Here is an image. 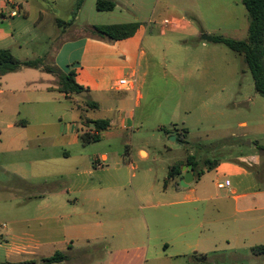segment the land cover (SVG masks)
I'll return each mask as SVG.
<instances>
[{
    "label": "rangeland",
    "instance_id": "rangeland-1",
    "mask_svg": "<svg viewBox=\"0 0 264 264\" xmlns=\"http://www.w3.org/2000/svg\"><path fill=\"white\" fill-rule=\"evenodd\" d=\"M107 1L115 4L113 11H97L96 0H83L78 10V0H17L22 7L20 16L0 18V49L9 50L19 61L40 59L49 69H54L52 57L63 40L93 33L92 27L86 29V25L137 24L147 29L144 48L153 51L147 61L148 75L140 88L141 100L135 106L131 99L128 107L134 114L132 128L117 137L114 131L117 125L113 124L99 142L80 144L70 151L67 161L63 160L66 165L61 167L55 161L57 164L47 173L52 177L48 175L46 181L34 180L35 184H29L28 188L12 176L10 164L24 163L27 174L33 176L35 171L29 162L33 154L42 157L49 151L54 159L62 156L64 149L58 147V141L67 126L74 124L71 115L76 113L58 91L46 89L53 80L52 74L21 67L0 77V238L5 237L13 222H30L39 214L38 206L43 203L31 198L32 194L69 186L70 183L63 184L65 171H69L72 179L85 172V177L80 179L87 180L91 186L118 178L129 193L131 185L135 190L138 187L147 191V182L154 185L153 191L161 192L169 169L189 156L199 162V171L208 168L205 160L215 168L221 166V177L227 176L233 161L257 157L263 170L260 184L264 189V151L260 149L264 147V99L255 92L242 56L221 44L201 41L202 35L237 41L247 39L248 15L241 0ZM164 19H183L188 26L185 30L167 28L161 33ZM56 20H73V24L59 28ZM57 80L56 77V84ZM79 95H74L75 99L84 103ZM88 113L91 119L115 120L117 109L111 103ZM20 119L30 123L27 129H6L7 124ZM176 128L178 132L187 130L184 138L187 145L176 142ZM13 139H17L20 152L9 150ZM140 150L147 153L146 158L140 156ZM19 155L31 158L17 161ZM102 155L109 159L100 162L102 167L97 168L95 160ZM224 182V179L218 181L225 185ZM216 183L215 174L205 172L198 186L191 184L198 191L193 198L225 195L227 188L219 190ZM68 199L72 201L74 196L69 195ZM79 204L89 208L85 201ZM111 207L104 211L93 206L89 210L92 221L105 222L108 213L121 207L140 214L132 197L121 207L116 201ZM192 210L196 217V237L212 240L209 248L215 252L210 259H196L191 255V258L156 259L148 264H264L260 258L255 260L242 240L224 239L228 234L237 233L238 225L250 217L248 213L238 212L232 200L204 201L193 204ZM186 222L189 224V217ZM30 224L33 228V222ZM199 224H202L200 228ZM255 242L264 245L263 241ZM111 243L112 238H108L105 248ZM79 247L73 245L72 248ZM65 248L60 242L49 246L47 254L62 253ZM100 248L99 245L90 248L91 254L84 258L75 257L74 264H99L104 258L97 255L100 251L102 255ZM0 260H4L3 249Z\"/></svg>",
    "mask_w": 264,
    "mask_h": 264
},
{
    "label": "crops",
    "instance_id": "crops-1",
    "mask_svg": "<svg viewBox=\"0 0 264 264\" xmlns=\"http://www.w3.org/2000/svg\"><path fill=\"white\" fill-rule=\"evenodd\" d=\"M165 20V19H164ZM179 22L177 27L166 26L161 23V33L165 29L185 30L188 23L183 19H175ZM91 25H86V29H91ZM93 30V28L91 29ZM147 29L138 27L135 34L127 39L113 41L106 37L102 38L94 33L77 34L74 38L63 40L61 46L55 51L52 57V67L61 74L72 73L74 81L83 88L85 96H81L84 103L75 99L73 94L65 95L57 90L56 77L46 89L58 91L62 98L69 101L72 111L76 115H71L74 124L67 126V131L58 141V147L64 149L63 155L54 159L51 152H46L42 157L33 158L20 156L17 161L25 162L26 159L35 172L32 176L27 174L24 163L10 164L12 176L23 186L28 188L29 184H35L34 180L46 181L47 174L51 167L66 165L71 150L77 149L81 143L80 136L84 133L99 135L102 137L113 124H116L115 134L117 137L130 130L134 119L132 110H128L130 100L137 106L141 100L140 88L144 79L148 75V58H152V49L144 48ZM202 41V40H201ZM203 42V41H202ZM204 44L206 42H203ZM203 46V44H202ZM43 62V61H42ZM65 67L68 70H65ZM44 65L39 70L43 73ZM144 68V69H143ZM122 79H133L132 89H119L117 82ZM8 86V84H6ZM2 90H0V93ZM130 93H134V96ZM113 104L117 109L115 120H108V129L97 132L92 122L96 119L88 117V112L98 110L102 105ZM102 120V119H101ZM30 123L24 119L13 120L7 124L6 129L14 128L27 129ZM244 126L245 123H241ZM162 127H159V130ZM84 129V131H83ZM17 139L10 142L9 150L18 151ZM85 145V144H83ZM264 149V147H260ZM264 151V150H263ZM142 158L147 157L143 150L139 151ZM141 154H144L142 156ZM24 157V158H23ZM107 155H102L101 159L95 160L96 166L100 162L108 161ZM186 159L182 160V175L173 180L163 183V191H153L154 185L147 182V191L140 188L136 190L131 185V192H127L124 185L118 178L105 182L104 184L91 186L85 177V172L78 173L72 179L69 171H65L67 188H53L47 193L32 194L31 198L40 200L43 203L38 206L39 214L30 222L27 220H17L7 229L5 237L1 236L0 250L3 249L4 260L0 264H46L43 260L53 256L47 254L48 247L58 245L60 242L66 245L62 253L67 255V260L54 264H74L75 257L84 258L90 253V248L101 246V251L97 253L104 258L99 264H148V262L165 259L194 258L199 259V255H207V259L215 252L211 246L212 240H202L197 238L195 215L192 205L204 201L222 202L227 199L232 200L240 213H248L250 217L245 219L237 227L238 232L228 234L224 239L243 241L247 249L258 246V242L264 243V189H261L263 180V170L259 158L243 159L233 161L227 169V176H219L221 166L205 170L204 173H214L215 180L224 179L230 183L226 194L219 196L208 195L201 198H193L198 194L192 183L198 186L202 177L195 178L186 188H179L176 185L183 179L184 165ZM56 161V162H55ZM249 161V163H248ZM247 163V164H246ZM233 177V182L230 178ZM166 181V180H165ZM234 183V184H233ZM33 186V185H32ZM30 188V187H29ZM218 189V188H217ZM239 191V193H238ZM203 192V191H201ZM69 195L74 199L70 201ZM129 197L135 199L140 214L137 215L123 206L124 201ZM183 197V198H181ZM193 198V199H192ZM80 201H85L89 208H83ZM116 201L121 208L113 213H108L105 222L95 223L92 221L89 210L94 206L100 210L109 211L111 204ZM253 214V215H251ZM190 222L187 224L186 218ZM202 224H199V228ZM256 233V234H255ZM112 238V243L104 246V242ZM252 240L250 243L248 241ZM258 244V245H257ZM73 245H79L78 249H73ZM262 245V244H260ZM100 248V250H101ZM172 251V253H169ZM96 254V253H94ZM264 260V256H253ZM81 258V259H82Z\"/></svg>",
    "mask_w": 264,
    "mask_h": 264
},
{
    "label": "trees",
    "instance_id": "trees-1",
    "mask_svg": "<svg viewBox=\"0 0 264 264\" xmlns=\"http://www.w3.org/2000/svg\"><path fill=\"white\" fill-rule=\"evenodd\" d=\"M83 0H78L77 9L78 10ZM241 4L247 12L248 15V37L244 41H237L233 39L226 38L224 36L212 37V43L221 44L228 48L230 51L242 56L243 62L250 72L254 83L255 92L264 99V0H241ZM115 4L107 0H96V10L99 12L103 11H113ZM75 19V18H74ZM73 24V20L69 22H63L61 20H56V25L59 28L69 27ZM93 33L99 37H106L113 41H120L132 37L136 30L138 29L137 24H118V25H108V26H93ZM42 65L40 59L34 60H17L9 50L0 49V77L6 74L17 71L21 67L38 69ZM43 71L52 74L57 77V90L65 95L73 94L78 95L83 91V88L77 85L74 81V75L69 73L67 75L61 74L57 69H49L44 67ZM95 130L97 132H102L109 128L110 123L108 120H96L92 122ZM160 130L167 131L163 127ZM178 132V129L176 128ZM187 134L186 129H181L176 137V142L180 145H187L184 140ZM99 135L84 133L80 136V141L82 144H89L100 141ZM262 150V149H261ZM264 150V149H263ZM184 165H191L192 172L195 178H200L205 170L199 169V162L196 161L194 156H189L184 162ZM206 170H211L214 166L209 164L208 160H205ZM182 163L172 166L169 169L167 179L173 180L177 176L182 175L181 172ZM179 186V183L176 184ZM253 256H264V245H258L250 249ZM67 255L65 253L56 252L53 256L43 260L46 264L61 263L67 260ZM198 258L205 260L207 255H199Z\"/></svg>",
    "mask_w": 264,
    "mask_h": 264
},
{
    "label": "built area",
    "instance_id": "built-area-1",
    "mask_svg": "<svg viewBox=\"0 0 264 264\" xmlns=\"http://www.w3.org/2000/svg\"><path fill=\"white\" fill-rule=\"evenodd\" d=\"M21 10H22V7L20 3L17 2V0H2V5L0 7V18L1 19H5V18L13 19L15 17L20 16ZM162 25L164 27L166 26L177 27L179 25V22L175 19H172V20L165 19L162 21ZM133 86H134L133 79H128V80L122 79L117 82V87L119 89H124V90L132 89ZM101 167L102 166L100 163L97 164V168H101ZM224 183L226 186L222 183H218L217 188L219 190H223L230 186V183L228 181H225Z\"/></svg>",
    "mask_w": 264,
    "mask_h": 264
},
{
    "label": "water",
    "instance_id": "water-1",
    "mask_svg": "<svg viewBox=\"0 0 264 264\" xmlns=\"http://www.w3.org/2000/svg\"><path fill=\"white\" fill-rule=\"evenodd\" d=\"M201 40L206 43H211L212 42V36L209 35H202ZM80 95L85 96V93H80ZM175 139V138H173ZM184 174H183V179L180 181V186L186 188L189 184H191L194 180V177L192 175V166L187 165L186 167L183 168Z\"/></svg>",
    "mask_w": 264,
    "mask_h": 264
}]
</instances>
